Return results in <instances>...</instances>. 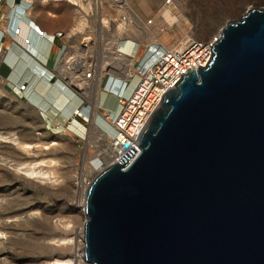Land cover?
<instances>
[{
    "label": "water",
    "instance_id": "1",
    "mask_svg": "<svg viewBox=\"0 0 264 264\" xmlns=\"http://www.w3.org/2000/svg\"><path fill=\"white\" fill-rule=\"evenodd\" d=\"M139 146L86 190L87 262L264 264V8L226 23Z\"/></svg>",
    "mask_w": 264,
    "mask_h": 264
},
{
    "label": "rangeland",
    "instance_id": "2",
    "mask_svg": "<svg viewBox=\"0 0 264 264\" xmlns=\"http://www.w3.org/2000/svg\"><path fill=\"white\" fill-rule=\"evenodd\" d=\"M81 2L84 7L66 0H40L46 6L68 5L82 28L94 31L91 39L95 36L97 41L108 42L99 50L103 59L116 56L111 54L110 43L121 39L136 41L139 52L134 60H138L148 43L170 48L186 35L218 38L227 22L240 19L250 8H264L263 0ZM102 71L104 76V66ZM138 80L136 76L130 81L126 95ZM119 106L116 96L102 99L101 108L107 112L114 114ZM102 125L112 137V128ZM103 142L94 129L84 140L49 133L38 113L0 82V264H56L71 259L73 264H83V198L101 168ZM31 167L43 175L30 179L26 172Z\"/></svg>",
    "mask_w": 264,
    "mask_h": 264
},
{
    "label": "crops",
    "instance_id": "3",
    "mask_svg": "<svg viewBox=\"0 0 264 264\" xmlns=\"http://www.w3.org/2000/svg\"><path fill=\"white\" fill-rule=\"evenodd\" d=\"M66 1L84 7L82 0ZM15 12L20 15L19 19L14 17ZM9 19L12 28H20L21 37L30 40L29 51L24 49L21 38L4 33ZM98 20L101 21L99 15ZM36 27L45 36L35 31ZM84 28L68 5L46 6L40 0H0V38L3 37L0 41V82L7 92L23 101L24 98L28 100L24 103L38 113L49 133H64L79 140L87 138L91 129L101 138L106 136L102 124L109 125L104 115L111 112L102 109L101 103L103 98L108 101L115 96L103 87L82 91L64 79L66 63L71 57L80 55L84 48L101 50L108 44L97 41L95 36L91 39L89 36L94 35V31ZM58 33L62 35L57 36ZM110 44L112 53L117 45L130 51L132 57L138 56L139 46L132 38ZM103 77L102 86L108 76L104 74ZM22 85L25 89L20 92L18 88ZM120 109L121 106L114 114ZM80 110L85 115L89 112V117L75 120V112Z\"/></svg>",
    "mask_w": 264,
    "mask_h": 264
},
{
    "label": "built area",
    "instance_id": "4",
    "mask_svg": "<svg viewBox=\"0 0 264 264\" xmlns=\"http://www.w3.org/2000/svg\"><path fill=\"white\" fill-rule=\"evenodd\" d=\"M14 17L19 19L20 15L15 12ZM35 31L45 36V33L40 32L37 27ZM4 33L21 38L27 50L31 45L29 39L21 37L20 28H12L10 19ZM61 35V33L57 34V36ZM214 42L215 40L212 41V39L201 40L186 35L170 48H163L158 43H148L138 60H134L130 51L116 45L111 54L133 60V64L120 65L111 57L103 59L99 48L90 50L84 48L80 55L73 56L67 61L64 79L82 91H86L87 87L96 83L97 77L102 75L104 66L108 77L103 89L115 95L121 106L119 113L104 115V120L109 123L114 134L112 137L107 134L103 137V148L99 155L102 158L101 170L113 164L123 165L120 159L131 148H135L138 152L124 169L136 159L140 153L141 136L151 115L160 106L164 95L174 88L189 70H196L207 64ZM136 76L139 78L138 83L128 96L126 94L130 81ZM103 79L104 77L101 79V84ZM24 89L25 85L18 88L20 92ZM88 117L89 112L85 115L82 110L76 111L74 115L75 120L80 118L85 120ZM126 144L128 146H125Z\"/></svg>",
    "mask_w": 264,
    "mask_h": 264
},
{
    "label": "bare ground",
    "instance_id": "5",
    "mask_svg": "<svg viewBox=\"0 0 264 264\" xmlns=\"http://www.w3.org/2000/svg\"><path fill=\"white\" fill-rule=\"evenodd\" d=\"M259 2L260 1H262V0H258ZM264 1V0H263ZM254 5H257V4H254ZM220 36V35H219ZM217 38H212V41H214V40H216ZM115 49V48H114ZM114 49H113V52H114ZM118 55V54H117ZM112 57V59H115L117 62H118V64H120V62H125V64L127 63V62H129V63H127V64H133V60H130V59H128V58H124V57H120V56H117V57H120V58H122V61H121V59L119 60V59H117V58H115L114 56H111ZM125 64H120V65H125ZM101 79H102V75L101 76H98L97 77V79H96V84H95V87H97V85H98V83H100L101 82ZM98 89H99V87H98ZM29 147H31L32 145H28ZM27 146V147H28ZM101 171V169L99 170V172ZM40 174H42L40 171H38V170H36L34 167L32 168H30L29 170H27V172H26V176L27 177H29L30 179L31 178H35V177H37L38 175H40ZM43 175V174H42ZM88 188V187H87ZM87 188L85 189V193H86V190H87ZM84 197H85V194H84ZM83 203H84V198H83ZM83 208H84V204H83ZM82 212H83V215H84V218H86V216H85V213H84V209H82ZM81 243H82V247H81V253H80V260H81V262L83 263V264H91V263H89V262H87L86 260H85V258H84V253H83V247H84V240H83V226H82V233H81ZM56 264H73V259H71V260H69V261H57L56 262Z\"/></svg>",
    "mask_w": 264,
    "mask_h": 264
}]
</instances>
